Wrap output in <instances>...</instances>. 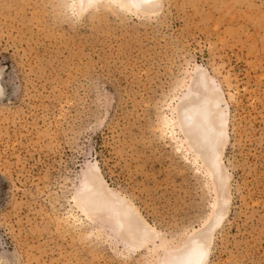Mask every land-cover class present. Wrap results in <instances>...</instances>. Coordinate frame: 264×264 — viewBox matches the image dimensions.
<instances>
[{
	"label": "rangeland",
	"instance_id": "374dc122",
	"mask_svg": "<svg viewBox=\"0 0 264 264\" xmlns=\"http://www.w3.org/2000/svg\"><path fill=\"white\" fill-rule=\"evenodd\" d=\"M80 7L0 0V264L178 263L222 201L177 119L203 70L229 113V207L208 264H264V0ZM94 165L169 253L84 214Z\"/></svg>",
	"mask_w": 264,
	"mask_h": 264
},
{
	"label": "bare ground",
	"instance_id": "6f19581e",
	"mask_svg": "<svg viewBox=\"0 0 264 264\" xmlns=\"http://www.w3.org/2000/svg\"><path fill=\"white\" fill-rule=\"evenodd\" d=\"M81 10L90 4L114 2L125 7H132L143 13H157L162 0H80ZM196 94V96L193 95ZM178 109V125L181 127L191 150L203 159L206 169L212 176H218L221 186L219 210L210 225L202 232L189 238V248L176 264H208L214 234L224 222L229 207V175L224 164L226 147L229 142V113L225 105L223 90L213 77L203 70L195 79L190 93L184 95ZM166 128L174 130L175 124L165 122ZM87 176L78 191L77 203L84 214L93 217L94 212L110 216L117 236L125 238L127 246L143 249L161 239L169 253L166 241L140 214L136 206L120 193L113 190L105 180L99 166H89Z\"/></svg>",
	"mask_w": 264,
	"mask_h": 264
}]
</instances>
